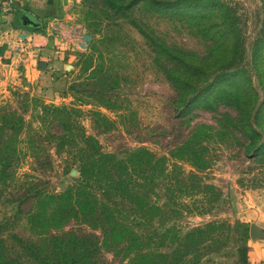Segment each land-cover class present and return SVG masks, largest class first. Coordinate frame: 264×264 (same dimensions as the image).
<instances>
[{"label": "rangeland", "instance_id": "1", "mask_svg": "<svg viewBox=\"0 0 264 264\" xmlns=\"http://www.w3.org/2000/svg\"><path fill=\"white\" fill-rule=\"evenodd\" d=\"M6 1L0 264H241L249 230L264 231V0ZM75 44L71 66L48 68ZM56 70L58 87L40 89ZM49 104L70 120L42 122ZM59 120L71 141L135 154L122 197L46 198L80 175L77 146H56Z\"/></svg>", "mask_w": 264, "mask_h": 264}, {"label": "trees", "instance_id": "2", "mask_svg": "<svg viewBox=\"0 0 264 264\" xmlns=\"http://www.w3.org/2000/svg\"><path fill=\"white\" fill-rule=\"evenodd\" d=\"M153 2L158 5L161 0H153ZM121 8L122 7H119L118 9L121 10ZM41 111L42 115H40L39 118L42 122H47L46 120H49V118H61L62 115H67V119L70 120L74 109L68 106H56L49 104L43 105ZM15 125L16 123L12 121L8 127L13 129ZM22 126L23 125H21L19 129H21ZM56 126L59 127L62 131L61 133L64 134H57L56 146H77L78 154L80 156L78 160L80 175L67 191L62 194H51L46 196V198L56 202L64 199L65 197L67 200L71 201L78 198V200L82 202L92 193L91 191L94 189L101 190L103 195L108 196V198H116L117 196L122 197L120 193L126 191L127 187L130 188V180H132L134 170L133 160L135 154H130L126 159H116L108 154L102 153L97 142L90 136L82 135L79 138L80 141H71L69 136L66 134H69L72 128V124L70 122H63L62 120H59ZM144 152L148 153L146 150ZM124 185L126 188H124ZM109 192H112L113 196H110ZM80 205L84 204L80 203ZM32 217L35 218L34 215H32ZM201 232L202 231L200 229H197L196 231V233ZM69 243H74L76 247H84L82 243L76 242L74 239H71ZM69 243L64 245L60 243L59 245L61 247L68 248ZM78 262L79 259L77 257L69 255L68 259H61V261H57L54 264H77Z\"/></svg>", "mask_w": 264, "mask_h": 264}, {"label": "crops", "instance_id": "3", "mask_svg": "<svg viewBox=\"0 0 264 264\" xmlns=\"http://www.w3.org/2000/svg\"><path fill=\"white\" fill-rule=\"evenodd\" d=\"M14 4L21 3L23 4V0H13ZM57 42V41H56ZM79 51V47L77 45H72L70 50H60L58 57L51 61L48 64V68H56L62 69V72L66 67H69L74 62L75 56H77ZM36 71V78H40L42 71ZM54 71V70H53ZM52 71V72H53ZM57 77L53 78V82L45 83L41 85L40 89L44 91H53L54 88L58 87L57 85L61 83L63 79V74H61V70H56ZM244 253L241 259V264H264V231H253L250 229L248 236L244 240Z\"/></svg>", "mask_w": 264, "mask_h": 264}, {"label": "water", "instance_id": "4", "mask_svg": "<svg viewBox=\"0 0 264 264\" xmlns=\"http://www.w3.org/2000/svg\"><path fill=\"white\" fill-rule=\"evenodd\" d=\"M22 19V22H27L30 26H38L40 24L39 18L29 12H23L20 16ZM252 232L255 231L253 228H251Z\"/></svg>", "mask_w": 264, "mask_h": 264}, {"label": "built area", "instance_id": "5", "mask_svg": "<svg viewBox=\"0 0 264 264\" xmlns=\"http://www.w3.org/2000/svg\"><path fill=\"white\" fill-rule=\"evenodd\" d=\"M10 4H11V0H8V1L2 3V5H1V10L4 11V12L9 11L10 8H11V7H10V6H11Z\"/></svg>", "mask_w": 264, "mask_h": 264}, {"label": "flooded vegetation", "instance_id": "6", "mask_svg": "<svg viewBox=\"0 0 264 264\" xmlns=\"http://www.w3.org/2000/svg\"><path fill=\"white\" fill-rule=\"evenodd\" d=\"M20 21H22V19L20 18Z\"/></svg>", "mask_w": 264, "mask_h": 264}]
</instances>
